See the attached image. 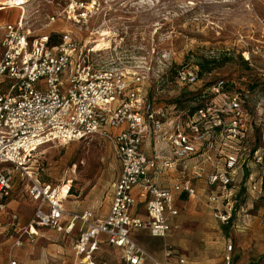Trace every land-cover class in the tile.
I'll return each instance as SVG.
<instances>
[{
  "label": "built area",
  "instance_id": "2783aa9c",
  "mask_svg": "<svg viewBox=\"0 0 264 264\" xmlns=\"http://www.w3.org/2000/svg\"><path fill=\"white\" fill-rule=\"evenodd\" d=\"M67 1L63 13L75 30L38 36L30 42L33 35L30 29L24 28L22 15L16 22L0 25L6 31L0 54V86L5 87L0 88V199L13 193L16 171L32 177L27 161L40 146L50 142L66 143L101 136L110 143L121 162V172L114 183L109 213L99 221L94 220L92 211L77 213L65 208L64 197L71 187L70 181L63 186H52L31 179L29 193L37 206L13 247L22 246L25 235L33 239L38 235V228L47 227L66 235L77 231L73 250L78 264H97L100 234L123 249L124 261L117 264H146L147 260L152 264H166L151 256L132 238L131 232L146 229L153 237L168 235L170 218L179 213L174 192L197 196L193 179L201 176V167L199 163L189 166L187 159L205 145L213 144L211 139L221 138L222 144L211 148L219 150L225 165L210 173L207 183L209 187L218 184L222 195L228 196L239 158L235 152L225 151L223 144L227 136L245 135L240 129L242 99L238 93L225 94V81L221 79L210 88L215 95L223 94L221 102L210 101L185 119L175 112L166 115L156 108L147 89L151 86L153 68L147 61L141 64L139 60H146L156 52L155 39L147 53L138 57V48L130 44L129 22H123L120 29L105 21L93 24L104 8L113 9L110 0ZM14 6L17 4H4L0 8ZM61 15L51 16L49 23ZM77 30L87 33L81 35ZM51 36L56 43H50ZM169 53L161 54L158 78L169 70ZM199 71L198 66H181L176 69L174 82L194 85L200 80ZM260 77L264 88V71ZM153 132L170 134L174 156L182 164L184 177L172 187L156 182L153 172L160 163L164 169H176V162L158 160L143 151V143ZM136 187L138 196L133 193ZM219 198L210 195L209 201L217 203ZM138 200L146 203L147 219L132 214ZM4 207L0 203V209ZM233 210L234 207L218 208L215 216L228 223ZM232 249L229 245L224 264H232ZM164 254L167 259L172 257L170 244L165 245ZM179 261L185 263L184 258ZM8 264H18V261L11 259Z\"/></svg>",
  "mask_w": 264,
  "mask_h": 264
},
{
  "label": "rangeland",
  "instance_id": "374dc122",
  "mask_svg": "<svg viewBox=\"0 0 264 264\" xmlns=\"http://www.w3.org/2000/svg\"><path fill=\"white\" fill-rule=\"evenodd\" d=\"M109 2L113 9L104 8L95 17L94 26L105 21L120 29L123 22H129L130 44L138 48V57L147 53L152 39H155L156 52L148 55L146 60H139L141 64L147 61L153 68V79L147 89L156 108L166 115L179 113L185 119L201 103L223 100V94L215 95L209 87L221 79L228 81L225 94L240 95L243 105L240 129L245 135L241 138L227 136L223 144L225 151H233L239 158L233 183V218L230 224H223L210 215L205 202H190L187 207H182L181 219L184 222L181 226L185 227L192 242L186 251L188 257L205 253L206 249L211 259L220 254L225 257L228 246L232 245V264H264V88L260 77L264 71V0ZM67 3V0H30L26 2L25 10L10 8L1 17L0 25L10 19L11 22L18 21L25 12L23 26L32 32L30 42L38 36L75 30L63 13ZM59 13L62 15L50 24V17ZM77 31L81 35L87 33L85 30ZM5 33L0 28V54ZM163 52H170L167 60L169 70L158 78ZM204 60L214 61L213 69L204 72L198 83L182 86L174 82L177 68L199 66ZM0 88L5 87L1 85ZM171 103L177 104L176 109H170ZM218 140L211 139L213 144L205 145V148H218L222 144L221 140L217 143ZM253 150H257L255 154ZM27 163L32 177L16 171L15 192L7 200L0 201L7 203L5 211L0 212V259L4 262L11 235L10 232L8 234V211L17 212L25 225L35 213L36 205L29 193L31 179L52 186H63L70 181L71 196L65 201L68 210L93 209L101 219L111 203L113 184L121 170L110 143L99 136L44 144ZM260 182L261 190L259 186L253 190L254 185ZM204 230H209L208 237L203 235ZM40 234L41 237L23 249L25 259H20V262L78 264L73 250L74 237L65 238L47 228H41ZM146 248L152 252V247ZM119 260V250L103 248L96 263L115 264ZM192 261L195 262V258Z\"/></svg>",
  "mask_w": 264,
  "mask_h": 264
},
{
  "label": "crops",
  "instance_id": "0c3cea01",
  "mask_svg": "<svg viewBox=\"0 0 264 264\" xmlns=\"http://www.w3.org/2000/svg\"><path fill=\"white\" fill-rule=\"evenodd\" d=\"M10 8L0 11V21H1V17L9 10ZM12 20H8L7 22H11ZM6 23V22H5ZM97 136V135H96ZM101 137V136H99ZM170 134L166 133H160V132H153L143 143V151L146 155H148L149 157H153L156 158L158 160H162V159H171L174 160L176 162V169H164L161 165V163L159 164V168L157 171L153 172V176H154V180L156 182H158L160 185L165 186V187H172V185L175 182H178L180 180H182L183 176V172H182V164L180 162V160H177L174 156L173 153V147L170 144V140H169ZM103 138V137H101ZM104 139V138H103ZM219 140L217 141V143L220 141L221 138H218ZM116 156V155H115ZM117 157V156H116ZM118 158V157H117ZM119 160V159H118ZM187 163L189 166H193L195 164H200L201 167V176L194 178L193 179V183H194V187L197 188V196L195 197H189L188 194L186 192H182V191H177L174 192V204H176V208L178 209L179 213L177 216L175 217H171L170 218V223H171V228L168 232V235L165 238H158V237H153L148 230L146 229H135L131 232V235L133 236L132 238L139 244L141 245L149 254H151V256H153L156 260L160 261L161 263H171V264H181L180 263V259L184 258L185 259V263L183 264H224V259L225 257H222V255H218V257H213L212 259L210 258V256L208 255V249L205 250V253L201 252V254H196L198 252H195L192 257H188V254L186 253V251H189V248L191 247V241L189 240V234L188 232H186L185 227L183 228L181 226L183 219H181V214H182V209L184 207H187L189 205L190 202H205L206 205L209 207V213L212 217H214L216 220H218V222H221L223 224H230V221L233 218V214L235 213V208L232 211V216L229 220L228 223H224L222 220H220L218 217L215 216V211L218 208H222L223 210H225L227 207H235L234 205V200H233V183L235 181V176L237 173V167L235 168V170L233 171L234 173H232V178H233V182L231 184V189L230 193L228 194V196L222 195L220 186L214 185L212 187L208 186L207 183V177L210 173H212L213 171L217 170V169H221L224 167L225 165V160L224 157L221 156V154L219 153V150L217 149H213V148H205L203 147L202 149H200L198 151L197 154L192 155L191 157H189L187 159ZM120 166H121V162H120ZM189 172H187L188 175L191 174V169L188 170ZM121 172V170H120ZM120 174V173H119ZM118 174V176H119ZM117 176V177H118ZM116 181V180H115ZM15 182V181H14ZM16 183H14V190L13 193L15 192V186ZM115 183V182H114ZM261 183L260 184H255L253 187L254 189H258V186L261 190ZM114 185V184H113ZM115 186V185H114ZM114 186L112 189V194H111V199L110 202L112 203V197H113V190H114ZM12 193V194H13ZM133 193L135 195H139V188H135ZM11 194V195H12ZM210 195H218L220 196L219 201L217 203H211L209 201V196ZM71 196V187L68 191V193L65 195L64 197V205H65V201H67V199ZM31 197V195H30ZM10 198V196L8 197ZM32 199V197H31ZM1 200H7L6 199H0ZM1 201V202H3ZM32 201L35 203V205L37 206V202L35 200L32 199ZM227 202L229 203L227 205ZM111 203H109V207L105 208L104 210V216L100 219L97 217L96 211H94L93 209H83V210H70V212H77V213H82L85 211H92L94 213V220H104V218L108 215L109 210H110V206ZM5 207L7 203H4ZM145 202H143L142 200H138V202L134 205L133 209H132V214L134 216H138L142 219H147V212H146V207H145ZM10 203L8 202V207H9ZM183 207V208H182ZM65 208L68 210V208L65 206ZM97 209V208H95ZM1 211H5V208L0 209ZM69 211V210H68ZM103 213V212H101ZM14 215H16V219H14ZM8 218H9V224H8V234L9 232L11 233V235L8 237V252H7V260L4 262L0 259V264H8V262L11 259H16L18 261V264H23L24 261V256H25V250H23L26 245L34 243L39 237H41L40 234V230L41 228H47V227H40L38 228V235L34 236V238H30L28 235H25L24 238V244L22 246L19 247H13V244L15 242V240L17 239L18 235L21 234L20 231L25 228L27 225H25L22 221L21 218L19 217V214L15 211H8ZM49 231H53L56 232L57 234H60L63 237H74V241L75 238L77 236V231H75L72 234H63L60 232H57L55 230H52L50 228ZM14 233L16 234L14 237ZM209 234V230H204L203 235H205L206 237H208ZM204 236V238H205ZM107 237L105 234H100V236H98V241H99V246L97 249V253H96V258L98 256V254L100 252H102L103 248H105L106 250H109V248H116V251L119 250L120 251V260L117 263H122L124 261V252L122 248H119L115 245H112L111 243H109V241L107 240ZM74 244V243H73ZM166 244H170L172 246L173 249V254L172 257L167 259V257H165L164 254V247ZM150 246L152 247V252H150L146 247ZM154 254V255H153ZM18 255L19 258H18ZM195 258V262L192 261V259ZM77 264V263H76ZM146 264H152V262L150 260H147ZM250 264V263H248Z\"/></svg>",
  "mask_w": 264,
  "mask_h": 264
},
{
  "label": "trees",
  "instance_id": "16d2710c",
  "mask_svg": "<svg viewBox=\"0 0 264 264\" xmlns=\"http://www.w3.org/2000/svg\"><path fill=\"white\" fill-rule=\"evenodd\" d=\"M56 39L55 38H53V36H51L50 37V43L51 44H54V43H56ZM214 61H210V60H204L203 62H201L200 64H199V66H198V68H199V77H201L202 75H203V73L204 72H210L212 69H213V67L211 66L212 65V63H213ZM181 67V66H180ZM178 69V68H177ZM175 72H176V70H175ZM174 75H175V73H174ZM174 77V76H173ZM224 81H225V88H227L229 85H228V81L226 80V79H223ZM218 81V80H217ZM217 81H215L214 83H216ZM213 83V84H214ZM213 84L211 85V86H213ZM211 86H209V87H211ZM212 88V87H211ZM150 96V95H149ZM177 103V102H176ZM205 103H201L200 105H198V106H196L194 109H193V112L191 113V115H193L197 110H198V108L199 107H201V106H203ZM171 106H175V107H177V104H172L171 103ZM170 106V107H171ZM257 150H253L252 151V153L253 154H255V152H256ZM263 185H264V181H263Z\"/></svg>",
  "mask_w": 264,
  "mask_h": 264
},
{
  "label": "bare ground",
  "instance_id": "6f19581e",
  "mask_svg": "<svg viewBox=\"0 0 264 264\" xmlns=\"http://www.w3.org/2000/svg\"><path fill=\"white\" fill-rule=\"evenodd\" d=\"M28 1H30V0H0V5H4V4H17V6H14V7H16L18 9H24L25 8V4ZM1 9H3V8H0V10ZM22 16H23V18L25 17V12L22 14ZM64 190H66V187H65Z\"/></svg>",
  "mask_w": 264,
  "mask_h": 264
}]
</instances>
